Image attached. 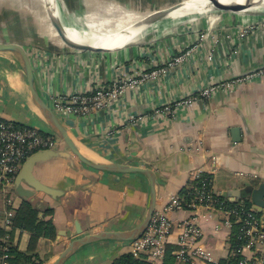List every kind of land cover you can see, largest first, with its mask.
Masks as SVG:
<instances>
[{
    "label": "crops",
    "instance_id": "0c3cea01",
    "mask_svg": "<svg viewBox=\"0 0 264 264\" xmlns=\"http://www.w3.org/2000/svg\"><path fill=\"white\" fill-rule=\"evenodd\" d=\"M156 1L58 0L61 5L56 9L58 16L76 28H90L92 23L104 22L134 25V29L138 24L146 27L136 40L123 47L79 50L70 46V39L65 40L60 33L59 39L49 38L50 30L45 20L20 22V30L15 34H20L19 38L24 40L29 34L28 31L23 34L25 28L34 30L32 46L24 45L17 37L13 39L2 21L1 4L5 8L6 2L0 0V41L13 40L30 50L37 86L48 102L52 94L89 91L117 78L138 76L141 72L166 66L182 51H191L183 63L127 90L97 115L85 119L69 118L75 126H67V130L80 152L95 162L151 169L158 182L156 210L164 208L172 197L189 187L197 171L210 174L215 193L228 199L229 193L235 190L249 186L258 188L264 183V76L220 89L208 99L177 106L172 116L157 115L155 110L211 83L263 67L264 25L240 37V30L227 20L228 16L216 23L214 33L201 40L200 35L209 30L203 20L186 25L182 24L185 17L162 15L148 21L150 12L164 6L153 5ZM235 16L241 21L239 24H258L259 21L258 16L249 13L237 12ZM50 22L53 24L51 18ZM30 99L27 80L16 57L0 52V118L38 128L43 133L51 132L42 115L30 104ZM133 116L143 118L132 121ZM236 129L238 141L233 139ZM59 150L68 152L65 144ZM31 172L40 184L58 192L52 195L34 188L30 176H26L21 181L24 196L12 189L16 205L4 197L0 229L7 228L9 212L15 215L21 204L35 206L39 218L51 221L56 228L54 241L41 238L37 243L35 254L43 264L51 263L71 240L79 237L77 224L83 234L129 231L142 222L147 212L150 186L143 174L97 171L75 157L43 159ZM48 210H52V214H46ZM168 214L175 223L191 216L187 211ZM259 214L263 218L264 213ZM196 217L202 233L200 243L212 258L197 264H219L229 258L233 227L226 223L225 215L201 208ZM26 233L29 243L24 248L22 244L28 240ZM179 235L180 230L175 227L168 244L178 246ZM15 238L19 250L26 252L31 233L18 229ZM113 243L118 250L129 244ZM109 244L103 242L104 246ZM163 262L164 259L158 264Z\"/></svg>",
    "mask_w": 264,
    "mask_h": 264
},
{
    "label": "built area",
    "instance_id": "2783aa9c",
    "mask_svg": "<svg viewBox=\"0 0 264 264\" xmlns=\"http://www.w3.org/2000/svg\"><path fill=\"white\" fill-rule=\"evenodd\" d=\"M254 26H245L239 31L240 37L253 32ZM208 36L201 34L200 39ZM191 51H182L171 59L166 66L151 71L141 72L138 76H127L114 79L108 85L100 84L89 91H77L69 94H52L49 96V105L63 117L85 119L97 115L100 111L110 107L127 90L137 88L144 81L155 79L163 75L168 69L183 63ZM257 76H264V66L245 75L233 77L218 83L201 88L173 104L156 109L157 115L172 116L175 107L189 105L198 100H205L224 88H232L238 83L248 81ZM143 116L132 117V121L142 119ZM63 141L54 133H41L38 128L22 125L0 118V191L13 189L17 176L26 160L34 154L60 148ZM204 172L197 171L193 180L200 179ZM192 198L185 202L179 194L172 197L162 209L156 210L151 224L146 232L137 240L130 242L131 254L135 257H145L147 261L158 264L164 259L169 237L176 228L180 235L176 254L179 258L197 264L201 261L212 260L210 254L201 245V230L196 224L199 208H206L223 213L229 226L238 225L237 240L241 243L238 253L241 256L238 264H264V221L262 216L252 208L246 211L238 206L229 208L225 201H219L214 191L213 180H205L200 187H192ZM229 202L230 199H227ZM226 200V201H227ZM197 210V211H196ZM187 211L189 218L175 223L169 217V212ZM259 214V215H258ZM13 212H9L6 225H11ZM7 242L6 239H4ZM3 256L0 264H13L8 245L3 246Z\"/></svg>",
    "mask_w": 264,
    "mask_h": 264
},
{
    "label": "water",
    "instance_id": "95a60500",
    "mask_svg": "<svg viewBox=\"0 0 264 264\" xmlns=\"http://www.w3.org/2000/svg\"><path fill=\"white\" fill-rule=\"evenodd\" d=\"M213 4L212 9H216L223 12H232L237 13L241 11H245L252 7V2L246 0L245 3H233V4H224L220 0H210ZM182 6V2L166 9H162L159 11L154 12L148 17V21L153 20L156 16L162 15H170L176 9H180ZM249 14L260 16L264 15V7L255 9L252 12H248ZM79 50H92L94 47L92 46H79L76 47ZM102 49V48H97ZM10 51L16 57V60L20 64V67L25 75L27 80V84L29 87V92L32 100L36 104V106L40 109L41 115L48 125L49 129L52 133L57 135L63 143L66 145L68 152H64L59 150L60 148L54 150H45L40 151L33 156L29 157L25 164L22 167L21 172L16 178L14 188L16 191L24 196L25 190L22 187L21 181L26 176H30L31 184L34 188L47 192L49 194H56L55 189H51L43 184H40L32 175V168L34 165L43 160L48 158H58L63 157L67 159H72L75 157L78 159L82 164L86 166L102 172H109V173H118V174H143L147 177L150 186V196H149V203L147 212L145 214L144 219L142 222L134 229L129 231H102L95 234H83L80 226L77 224V234L79 237L74 238L68 244V246L57 254L51 263L49 264H66L67 261L72 258L76 253H78L81 249L86 246L92 245L94 243L104 242V241H119V242H131L134 240L139 239L148 229L151 224L153 215L156 211V201L158 196V182L155 173L149 168H142L138 166H130L127 164H121L116 162H95L92 159L84 156L78 147L76 146L75 142L71 138L67 126L74 127L75 123L69 119L68 117H61L57 114L52 107L49 105L47 100L42 96L40 90L37 86L36 76L34 74V68L32 63V58L28 49L25 46L18 42L13 41H0V52H8ZM60 118L64 119L63 122ZM234 130V141H238L239 139V131ZM31 173V174H30ZM229 197L232 201H237L240 199H247L251 200L253 206L252 209L257 211L258 213H264V183H262L258 188L253 187H246L241 190H235L229 193ZM264 219V216H263Z\"/></svg>",
    "mask_w": 264,
    "mask_h": 264
},
{
    "label": "rangeland",
    "instance_id": "374dc122",
    "mask_svg": "<svg viewBox=\"0 0 264 264\" xmlns=\"http://www.w3.org/2000/svg\"><path fill=\"white\" fill-rule=\"evenodd\" d=\"M172 1V2H171ZM194 0H157L153 5H164V6H160L161 8H158V10H162V9H166V8H170L173 7L179 3H184V4H189V2H192ZM6 4H5V8L3 6V4H1V8L2 12L4 11V13H2V21L4 22L5 27L10 30L9 31V35L11 37H13V39H16V37L22 41V43L24 45H29L32 46V42L33 41V31L29 28H25L24 32H29V34H26L24 36V40H21V38H19L18 35L15 34V32H18L20 29L19 27L21 26V24H25V21L28 20H35V21H41V20H45L46 24L49 28V33H47L50 37L49 38H53L54 40L59 39L60 36L58 29L51 24L50 22V17H49V6L52 5L53 3L56 4V9L59 7L61 8V5L59 4L58 0H48V2L46 1H41V0H5ZM152 5V7H154ZM153 10L156 11L155 8H152ZM179 9V8H178ZM177 10V9H176ZM174 10V11H176ZM211 9L209 11V13L206 16H199L196 13H190L188 14V16H185V21H183L182 24H186V25H192V24H197L195 22L200 23L202 20L207 24V26L209 27V30H205L203 34H206V36H210V34L214 33V29L216 26V23L222 21L223 19H225V17H228L227 20L233 25L236 26V28L238 30H241L242 27L245 23L243 24H239L238 22H241L239 20V18L237 16H235V13L232 12H223V11H219V10H214ZM173 11V12H174ZM154 12H150L149 16L151 14H153ZM172 13V12H171ZM169 17V16H168ZM216 17V19H214ZM234 17V18H233ZM258 24L255 23H246V26H254V27H258V26H263L264 25V15H260L257 18ZM21 22V24H20ZM71 26V25H70ZM72 27V26H71ZM40 32V30H38ZM75 31V30H74ZM155 31V30H154ZM151 35H154L153 32H150ZM148 33V34H150ZM75 34H77L78 36H80L76 31ZM147 34V35H148ZM83 37V36H82ZM89 40V39H88ZM13 41V40H10ZM90 41V40H89ZM91 42V41H90ZM92 43V42H91ZM94 44V43H93ZM97 45V44H96ZM102 46V45H99ZM33 49V48H31ZM30 51V50H28ZM30 53V52H29ZM62 147H64V144L61 145ZM4 197H8L10 199V201L12 203H14L13 200L16 199V195L14 190L12 189H7L5 192L0 191V208L3 209L4 208ZM228 199V198H227ZM15 205L17 203H14ZM16 208V207H14ZM201 209V208H199ZM197 209V210H199ZM196 210V211H197ZM26 236H28V234L26 233ZM28 240L22 244V246L24 248L27 247L28 243H29V236L27 238ZM72 238L69 239V241ZM202 241V240H201ZM115 241H112V243L109 244V246H104L103 244H98V243H94L92 245L86 246L83 249H81L78 253H76L72 258H70L68 260V262L66 264H112V262L118 258L119 256H121L122 254H127L130 253L132 248L130 247V242H128L129 244L125 245L123 248H121L120 250L117 249L115 243H113ZM91 256V258H89Z\"/></svg>",
    "mask_w": 264,
    "mask_h": 264
},
{
    "label": "trees",
    "instance_id": "16d2710c",
    "mask_svg": "<svg viewBox=\"0 0 264 264\" xmlns=\"http://www.w3.org/2000/svg\"><path fill=\"white\" fill-rule=\"evenodd\" d=\"M19 125L22 126L23 124ZM206 179L213 180L210 174L203 173L200 179L192 180L190 182V186L181 190L179 195L185 198V202H188L192 198V187H200ZM215 198H218L219 201H225V206L229 208L238 206L239 209L245 208L246 211H249L252 208V203L247 199L229 202L226 197L221 195L218 197L215 196ZM47 213L52 214V210H48L46 214ZM238 225L239 224L233 226V232L230 240V256L229 258L222 260L219 264H238L241 259V256L238 253L241 243H238L236 238ZM18 229L31 233L30 245L26 252H21L15 243L16 231ZM41 238H48L54 241L56 239V228L53 226L51 221H44L39 218V211L35 208V206H32L29 203L21 204V206L16 210L15 215L11 218V225H8L5 229H0V261L4 252L3 246L8 245L13 264H43L35 254L37 243ZM4 239H6L7 242H5ZM178 249L179 248L176 245L167 244L163 264H192L189 261L179 260V257L176 254ZM112 264L152 263L147 261L145 257L137 258L133 254L127 253L116 258Z\"/></svg>",
    "mask_w": 264,
    "mask_h": 264
},
{
    "label": "bare ground",
    "instance_id": "6f19581e",
    "mask_svg": "<svg viewBox=\"0 0 264 264\" xmlns=\"http://www.w3.org/2000/svg\"><path fill=\"white\" fill-rule=\"evenodd\" d=\"M43 1L48 2V0H43ZM220 1L223 2L224 4L245 3L246 2V0H220ZM248 1L252 2V7L245 11H241L240 14L248 15V12H252L255 9L264 7V0H248ZM213 7L214 6L210 0H194L192 2H189V4L182 3L181 8L172 12L169 16L170 18H180V17L188 16V14L190 13H199V15H206L209 13V11ZM48 11H49V16L51 18L52 23L58 29L60 35L65 40H68L69 38L70 39L69 40L70 42H68L69 45L75 48L79 46H93L95 48L113 50L116 48L123 47L126 43L130 41L136 40V36L143 33L146 28L144 25L138 24V27H135L136 29L135 30L134 25L125 26L126 25L125 23L112 25L111 22H108V23L104 22L101 24L92 23L89 25L90 28H76L74 25L73 26L71 25L72 26L71 27L69 24H66L64 21L61 20L56 10V4L53 3L52 5H50ZM252 16L255 17L256 15H252ZM139 27L143 28V30H140L141 28ZM74 30L80 36L75 34ZM132 30H135V31H132ZM99 45H102V46H99ZM4 53L13 54L10 51L4 52ZM30 104L33 106L35 111L41 114L40 109L34 104V102L31 99H30Z\"/></svg>",
    "mask_w": 264,
    "mask_h": 264
},
{
    "label": "flooded vegetation",
    "instance_id": "af4514ba",
    "mask_svg": "<svg viewBox=\"0 0 264 264\" xmlns=\"http://www.w3.org/2000/svg\"><path fill=\"white\" fill-rule=\"evenodd\" d=\"M108 242H110V243H111V241H108ZM98 244H103V242H99Z\"/></svg>",
    "mask_w": 264,
    "mask_h": 264
}]
</instances>
